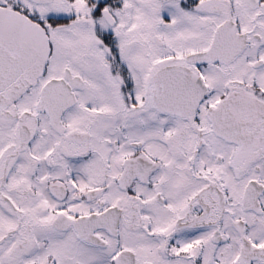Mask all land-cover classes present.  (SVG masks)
Listing matches in <instances>:
<instances>
[{
	"label": "snow or ice",
	"instance_id": "6c2138e0",
	"mask_svg": "<svg viewBox=\"0 0 264 264\" xmlns=\"http://www.w3.org/2000/svg\"><path fill=\"white\" fill-rule=\"evenodd\" d=\"M0 264H264V0H0Z\"/></svg>",
	"mask_w": 264,
	"mask_h": 264
}]
</instances>
